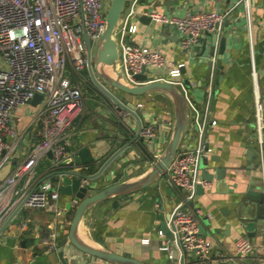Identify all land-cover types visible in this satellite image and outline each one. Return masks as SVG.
Listing matches in <instances>:
<instances>
[{
  "label": "crops",
  "instance_id": "0c3cea01",
  "mask_svg": "<svg viewBox=\"0 0 264 264\" xmlns=\"http://www.w3.org/2000/svg\"><path fill=\"white\" fill-rule=\"evenodd\" d=\"M263 7L264 0H252V52L240 0H138L133 16L137 31L129 40L158 50L173 65L183 64L181 78L187 82L185 92L191 109L189 127L179 150L195 149L203 137V143L211 149L209 158L215 159L208 158L206 167V171L213 175L211 187L205 188L202 194H195L185 208L195 213L203 235L224 250H233L235 241L241 237L249 239L257 250L245 255L241 264H264V250L261 249L264 220L247 230L246 207H251L252 203L245 196L249 190H255L252 185L254 181L262 180L264 172L260 171V148L253 123L255 96L259 97L264 108ZM200 10L227 12L218 31L225 38L219 58L209 55V44L204 52L201 51L205 36L199 44L183 53L168 24L142 20L149 13L181 17L185 12ZM209 62L214 66L211 75ZM2 68L5 63L0 57ZM159 73L164 74L163 71ZM113 92L120 99L140 104L136 112L141 123L157 121L158 132L146 147L141 148L138 140L132 142L95 180L96 190L140 176L164 149L171 131L169 123H173V106L165 94L148 92L136 101L118 91ZM35 106L36 103L30 102L16 110V136L6 139L11 147L15 146L10 154H0V181L25 158L34 139L35 127L31 120ZM194 110L198 114L197 122L193 117ZM72 127V147L76 157L79 150L87 148L89 154L99 161L94 165L97 169L115 148L132 138L136 121L130 115L121 120L111 102L91 85L83 88V108ZM262 138L264 154V132ZM47 163L39 166V173H48ZM78 164L89 165L87 162ZM64 167L65 164L60 169ZM219 169L224 184L221 187L215 178ZM183 196V191L169 187L161 176L153 185L152 194L143 190L91 207L83 218L81 231L90 241L146 264H172L169 251L159 246L161 241L163 247L166 243L159 234L160 224L166 221ZM69 199L59 193L57 200H50L42 208H21L0 236V264H101L67 242L71 219V210L66 209ZM236 213H241L243 220H239ZM52 232L57 236L58 249H49L47 245ZM185 264L198 263L187 258Z\"/></svg>",
  "mask_w": 264,
  "mask_h": 264
},
{
  "label": "built area",
  "instance_id": "2783aa9c",
  "mask_svg": "<svg viewBox=\"0 0 264 264\" xmlns=\"http://www.w3.org/2000/svg\"><path fill=\"white\" fill-rule=\"evenodd\" d=\"M137 1L128 0L115 32L118 43L117 68L122 83L134 87L156 81L170 82L181 90L188 101L181 78L183 64L173 65L158 50L130 43V38L137 31V26L133 23ZM108 2L109 0H0V57L5 63V68L0 69V154H10L15 146L11 147L6 139L16 136V110L28 105L35 96L41 97L36 103L31 120L35 136L26 156L0 181V225L21 203L22 208H42L50 200H57L58 185L46 178L50 172L60 169L63 164L64 168L77 172H87L89 169V165L75 162L72 125L83 108V88L92 85L87 73L88 55L83 33L93 43L101 37ZM240 3L245 13L247 38L252 52V0H240ZM262 12L264 23V7ZM226 13L200 10L185 12L181 17H167L157 13H149L148 16L156 23L176 26L178 46L183 53H187L199 44L206 33L218 30L216 25L220 26ZM141 74L146 76L144 81L135 78ZM111 104L121 120L129 115ZM134 105L135 110L140 107L138 103ZM189 108L191 109L190 105ZM193 117L197 122L196 111ZM157 123L152 121L142 124L137 139L141 148L150 145L156 137ZM253 123L260 148L259 165L262 166L264 108L258 96L253 99ZM169 124L172 127L173 123ZM199 134L201 136V129ZM49 152L50 158L47 156ZM210 154L211 149L200 138L195 149L178 150L162 174L169 187L184 192L182 201L170 213L169 220L173 229L169 221L167 226L179 254L185 259L192 258L198 264H241L245 255L257 250L252 242L241 237L235 241L233 250H224L213 239L199 233L195 213L185 208V204L193 200L196 186L211 187V182L199 176L198 169L200 159L209 158ZM46 162L48 173H39V166ZM262 175L264 180V172ZM72 204L75 205L74 202ZM23 227L24 225L21 226L22 229ZM159 234L162 235L161 232ZM49 240V249H58L54 232L49 234ZM162 248L169 251L166 246ZM261 249L264 250V245ZM95 260L101 264H110Z\"/></svg>",
  "mask_w": 264,
  "mask_h": 264
},
{
  "label": "water",
  "instance_id": "95a60500",
  "mask_svg": "<svg viewBox=\"0 0 264 264\" xmlns=\"http://www.w3.org/2000/svg\"><path fill=\"white\" fill-rule=\"evenodd\" d=\"M128 0H109L106 12H105V28L101 37L94 43L90 38L83 33V41L85 43L88 55L87 73L89 75L92 85L111 103H113L118 109L125 111L136 121V129L130 140L123 143L121 146L115 148L113 152L100 164L94 172H77L67 168H62L50 172L46 178H50L51 182L58 185L60 194L68 196L70 199L66 203V209L71 210V219L69 221L67 230V240L73 248L82 254L104 261L110 264H146L133 257L119 254L115 251L109 250L98 243L92 241L87 242L84 240L80 233L81 223L86 212L93 206L105 202L110 199L118 197L128 196L139 191H147L152 194L153 185L162 176L167 169L172 159L175 157L179 150V146L184 134L187 132L190 122L189 104L181 90L170 82L156 81L150 82L143 86L130 87L122 83L121 74L117 68L118 61V43L115 36V32L118 28L121 14L127 4ZM142 20H150L148 15H144ZM226 26V24L224 25ZM172 29L174 36L178 39L177 28L174 25H169ZM217 31L212 33H206L200 48L204 52L209 44V55L213 58H219L223 52L225 45V38L221 37L219 31L220 26L217 27ZM218 45V48H216ZM213 63H208V70H213ZM144 71L145 68L143 67ZM139 81H144L146 76L141 74L135 77ZM184 87L187 86V82L182 80ZM118 91L127 96L133 97L136 101L144 94L148 92H160L165 94L173 106V124L171 127L169 139L162 152L156 158V160L148 166L145 171L134 179H127L120 182L109 184L98 190L95 188V180L100 178L103 173L108 169L111 163L123 154V152L130 146L132 142L138 139L140 130L142 127L141 120L135 110L134 102L126 99H120L115 95L113 91ZM41 99L40 96H35L31 102L37 103ZM203 139V137H202ZM50 158V152L47 154ZM214 161V158H209ZM76 163H89V165H95V160L87 148H82L77 152L75 158ZM208 158L200 159L198 163V169L202 170L200 177L211 182L213 175L206 171ZM264 170V160L261 170ZM218 181V187L223 186V177L221 169L217 170L215 175ZM252 188L255 190H249L245 196L251 201V207L247 206V230L253 228V224L264 220V180L254 181ZM205 188L200 185L196 186L195 193H204ZM75 203L73 205L72 203ZM22 203L19 204L14 211L3 221L0 225V236L9 227L12 220L17 213L21 210ZM239 220H243L241 213H236ZM170 215L166 221L160 224V232L165 239V246L169 250L170 260L172 264H185L187 259L181 256L173 242V235L170 232L167 222L171 229L173 224L169 220ZM199 229V233L203 235V231ZM163 241L159 242V246L163 247Z\"/></svg>",
  "mask_w": 264,
  "mask_h": 264
},
{
  "label": "trees",
  "instance_id": "16d2710c",
  "mask_svg": "<svg viewBox=\"0 0 264 264\" xmlns=\"http://www.w3.org/2000/svg\"><path fill=\"white\" fill-rule=\"evenodd\" d=\"M96 169V167L94 165H89V169L88 172H93Z\"/></svg>",
  "mask_w": 264,
  "mask_h": 264
},
{
  "label": "bare ground",
  "instance_id": "6f19581e",
  "mask_svg": "<svg viewBox=\"0 0 264 264\" xmlns=\"http://www.w3.org/2000/svg\"><path fill=\"white\" fill-rule=\"evenodd\" d=\"M80 235H81V237H82L84 240H86L87 242L89 241V240H88V237H87L86 235H84L83 233H82V234L80 233Z\"/></svg>",
  "mask_w": 264,
  "mask_h": 264
},
{
  "label": "rangeland",
  "instance_id": "374dc122",
  "mask_svg": "<svg viewBox=\"0 0 264 264\" xmlns=\"http://www.w3.org/2000/svg\"><path fill=\"white\" fill-rule=\"evenodd\" d=\"M108 4H106V7H107Z\"/></svg>",
  "mask_w": 264,
  "mask_h": 264
}]
</instances>
